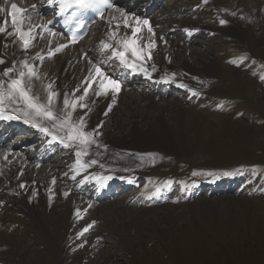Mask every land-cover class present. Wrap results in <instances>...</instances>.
I'll return each instance as SVG.
<instances>
[{"label": "bare ground", "instance_id": "1", "mask_svg": "<svg viewBox=\"0 0 264 264\" xmlns=\"http://www.w3.org/2000/svg\"><path fill=\"white\" fill-rule=\"evenodd\" d=\"M13 1L28 10L26 15L31 18L28 20V28L39 24L40 18L31 16L28 7L31 4L42 5L41 2ZM131 1L117 0L116 10L109 12L105 19L91 30L92 41L85 40L79 48H72L57 57L44 56L64 43L58 35L46 36L40 31L32 32L36 41L30 50L25 51L14 49L8 43L3 44L0 37V57L5 60L4 64H0V70L11 67L13 62L17 70H21L23 65L20 62L25 60L35 65L40 79L34 81L33 92L44 99V86L51 84L52 91L59 93L56 99L57 110L63 108L65 94L70 101L84 95L83 88L87 87L85 81L90 71L94 73V64L99 65L106 75L118 80L121 85L118 93L109 91L107 94L96 96L95 91L99 90V86L94 81L82 101L87 107H77L73 112L74 121L78 117H84L86 131L100 126L97 129L100 133L96 137L97 144L91 145L88 154L80 158L84 163L93 159L98 161L88 168L79 170L73 167L77 161L76 149L57 146L52 136L46 135L33 125L21 131L20 133L24 134L10 143L4 141L0 145V263L41 264L37 259L40 254L27 252V243L22 242L18 230H14L19 226L26 236L32 232L45 252L51 253L50 256L55 262L68 264L66 256L71 248L67 247L74 243L76 246L92 244L96 239L89 237L87 240V233L98 229L104 215H113L124 210V206L121 207L117 202L98 200V195L107 191L113 179L126 178L124 174L128 172L150 170L149 165L159 166L172 156L191 154L194 151L191 143L195 140L201 142L206 138L207 124L212 120L215 123L210 124L223 120V117L214 112L199 111V101L195 107H188L184 104L186 94L180 93L184 90L185 93L194 95L197 89L204 90L211 77L219 75L221 69H226V66H221L212 58V46L209 43L205 49H194L196 42H199L194 39L195 33L206 34L211 29L200 20L202 6H207L211 0H207V3L205 0H162L150 14L138 11L144 4H148L147 2L143 4L138 0L141 6L134 9L135 7H131ZM248 3L256 5L248 18L255 20L259 17L257 7L264 6V0H248ZM213 6L219 14L218 26L225 29L228 37H234V41L241 44L245 43L247 38L253 39V36H246L251 32L249 30H241L237 26L230 31L228 29L231 20L240 18L244 6L229 7L227 3L217 4L215 0ZM117 9L126 14L131 27L125 26L121 11ZM136 17L141 21L148 20L154 35L147 31L149 25L137 24ZM220 20L226 23L221 24ZM28 28L26 27L27 30ZM133 28L141 29L137 33V46H144L145 59L136 61L131 52H128L126 57L130 62L137 63V70L143 67L150 75L141 71L136 77L143 81L137 85L131 83L129 86V74H126L128 70L119 59H109L111 50H103L101 41L111 43L121 50L118 42L126 37L131 38ZM26 29L23 28L24 31H27ZM113 32H116L115 39H110ZM149 43H154L155 46L146 47ZM149 53L151 59L147 58ZM37 54L44 57L42 61L36 59ZM134 73L135 71L131 72ZM166 77V83H174L176 90L172 99L166 98V92H163L162 96L156 93L159 87L164 85L163 80ZM247 79L238 77L239 82ZM41 123L44 127H50L46 122ZM190 130H193V135ZM24 137L27 139H23L19 145H12ZM31 139L36 140L35 144H30ZM40 155L48 158L44 167H39L41 163L37 157ZM64 155H68V160L58 161ZM127 158L134 160L129 161L133 165L126 161ZM105 172L111 174L110 179L104 175L103 179L98 180L99 175ZM81 182L86 185L81 186ZM89 182L94 185L90 188L91 191L86 188ZM85 228L87 231H84ZM93 235L97 234L92 233L89 236ZM97 237L96 247H104L100 236ZM87 257L82 255L77 264H83ZM100 259L103 262L106 260L104 256Z\"/></svg>", "mask_w": 264, "mask_h": 264}, {"label": "rangeland", "instance_id": "2", "mask_svg": "<svg viewBox=\"0 0 264 264\" xmlns=\"http://www.w3.org/2000/svg\"><path fill=\"white\" fill-rule=\"evenodd\" d=\"M215 1L217 4L227 3L229 7L244 6L240 18L231 20L228 29L230 31L237 26L253 32L246 34L247 37L253 36V39L247 38L245 43H238L216 23V15L219 17V14L208 10L202 20L205 18L209 21L215 26L214 30L211 28L206 34L200 32L194 35V39L199 41L194 49H205L209 43L212 58L221 66H226L219 75L210 78L213 79L212 83H207L206 91V88L202 90L203 99L211 101L207 96L214 94L218 102H221V96L231 101V104H222L221 107L212 101L208 109L201 105L197 109L205 111L202 113L214 112L223 120L210 124L215 123L212 120L207 124L206 138L201 140L202 143L198 140L191 143L194 148L191 154L168 156L169 160L165 162V159L160 166L153 164L149 165L150 170L124 174L131 179L136 174L145 175L153 170L147 176L138 175L139 185L125 190L121 194L122 201H114L124 206L123 211L104 215V223L101 221L96 231L87 233V240L89 237L96 239L92 244H85L87 248L82 245L78 247L75 243L67 247L71 248L66 256L68 264H77L82 255L88 256L83 264H264V184L257 182L258 176H253L247 186H243L245 180L242 177L235 182L226 181L214 169L240 162H264V79L261 78L264 76V59L261 60L264 58V6L257 7V19L248 20L256 7L248 0ZM208 5L213 6V0ZM211 10L214 11V8L211 7ZM224 45H238L252 52L247 57L248 63L253 66L251 74L245 66L246 60H240V54L236 56L233 51L223 52ZM241 76L247 77V81L239 82L238 77ZM141 81L139 79V83ZM173 91L176 94V90ZM162 93L158 95L162 96ZM166 94L167 99L174 98L173 93ZM186 95L189 98L193 96L189 93ZM184 102L188 107H195L197 103L192 106L186 103V99ZM232 105L247 113V117L241 113L235 116L227 114L225 111ZM190 133L193 135V130ZM23 134L19 133L13 139ZM23 139L27 138L20 141ZM30 141L31 145L36 142L34 139ZM130 160L126 159L128 163ZM179 162H186L189 167L185 166L183 170L178 166ZM45 165L40 164L39 167ZM199 168L212 171L205 174L202 180L187 182ZM157 171H160V175L155 178ZM148 177L154 180L146 185ZM247 187L255 191L248 194ZM157 189L168 193L167 201L160 205L150 204L151 193ZM14 230H18L20 240L27 243V252L40 254L37 259L41 264H58L50 256L51 253L48 254L40 246L32 232L26 236L19 226ZM92 233L100 236L104 247H96L98 237L89 236ZM102 256L106 258L104 262L100 259Z\"/></svg>", "mask_w": 264, "mask_h": 264}, {"label": "snow or ice", "instance_id": "3", "mask_svg": "<svg viewBox=\"0 0 264 264\" xmlns=\"http://www.w3.org/2000/svg\"><path fill=\"white\" fill-rule=\"evenodd\" d=\"M4 2L7 3V0H4ZM49 3H53V0H49ZM205 3H207V0H205ZM73 5H75L78 10L95 9L98 12L100 9L110 6L109 0H60V12L64 13L68 8L73 7ZM32 8L34 9L35 5H32ZM0 11H3V9L0 8ZM27 11L26 8L18 7L17 3H11V12L9 13L11 24L14 31L19 34L24 49H27L30 46L31 40V28L27 31L23 30L24 21H30L31 19L26 15ZM117 11H121V17L124 20L125 26L131 27L126 19V14L120 9H117ZM234 14L235 13H233V15ZM100 15L101 18H103L102 12H100ZM76 16L77 12H73L72 18H75ZM113 19H115V17H113ZM135 20L137 24L149 25L148 20L141 21L138 17H136ZM7 23L8 22L5 21L4 25L0 26V33L12 36L14 33L7 30ZM220 23L224 24L226 21L220 20ZM116 27L118 29L119 24H117ZM140 31V28H133L131 38L126 37L118 42L121 45L122 50L114 47L111 43H106L104 41H101V47L103 50H111V57H109V59H119L126 68L135 71L137 70L138 65L134 61L130 62L126 57V53L131 52L136 61H143L145 59L143 52L144 46H137V33ZM147 31L154 35L153 29L150 25L148 26ZM185 31L188 30L185 29ZM115 36L116 32L111 33L110 39H115ZM73 42H75V40H73ZM154 46V43H149L146 47L152 48ZM63 47L64 45L60 46V48ZM60 48L56 49V51H59ZM52 54L53 53L51 52L49 53V55ZM43 58L44 57L39 54L36 56V59L41 61ZM147 58L151 59L150 53ZM4 63L5 60L0 59V64ZM20 63L23 65L21 70H17L15 62H13L11 67L0 70V77H3L0 78V118L7 120L23 119L25 123H30L34 127L39 128L41 132L52 136L53 140H59V142L65 147L76 149L77 161L73 167L78 168L79 170H83L90 167L92 164L98 163L95 159L84 163L80 158L88 154V148L91 145L97 144L96 137L100 135L97 129L100 126L98 125L97 129H93L92 131H86V121L84 120V117H78V119L74 121L72 119L73 112L77 107H87L82 101L85 96H87L89 88L92 87L94 81L97 82L99 86V90L95 91L96 96L107 94L109 91L118 93L121 88L120 82L106 75L99 65L94 64V73L93 71H90L89 76L85 81L87 87L83 88L84 95L76 97L70 101L68 95L65 94L63 108L57 110L56 99L59 96V93L52 91V85L49 84L44 86V99H42L40 95L35 94L33 92V85L34 81L40 79L39 72L35 65L28 63L26 60L21 61ZM139 71L144 72L145 75H150L143 67H139ZM97 77H99L98 80ZM261 78L264 79V76ZM113 103H115L114 98ZM109 110H111V105H109ZM9 113L16 114L13 115ZM41 122L48 123L50 127L42 126ZM59 133H64V135H59ZM93 178L96 179L97 177ZM107 178L110 179V177ZM54 182L55 180H53V183ZM21 187H24V185H21ZM65 195H67V193H65ZM84 231H87V228H85Z\"/></svg>", "mask_w": 264, "mask_h": 264}, {"label": "trees", "instance_id": "4", "mask_svg": "<svg viewBox=\"0 0 264 264\" xmlns=\"http://www.w3.org/2000/svg\"><path fill=\"white\" fill-rule=\"evenodd\" d=\"M259 175H260V179H259V181H262V183H264V171H263V172H262V170L259 171L257 176H259ZM257 190H258V189H257ZM257 190H256V191H257ZM253 191H255V189L252 190L251 192H253Z\"/></svg>", "mask_w": 264, "mask_h": 264}]
</instances>
